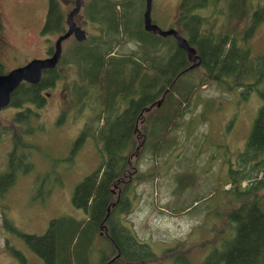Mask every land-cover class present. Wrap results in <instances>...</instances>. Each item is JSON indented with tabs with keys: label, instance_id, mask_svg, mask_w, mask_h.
Masks as SVG:
<instances>
[{
	"label": "rangeland",
	"instance_id": "374dc122",
	"mask_svg": "<svg viewBox=\"0 0 264 264\" xmlns=\"http://www.w3.org/2000/svg\"><path fill=\"white\" fill-rule=\"evenodd\" d=\"M74 1L60 0L64 17ZM90 1L84 0V5ZM182 1L152 0V22L161 29H179L175 20ZM226 1L196 10L205 17L204 31L212 29L220 34L234 22L228 18ZM47 4L46 0H0V62L4 72L47 55V47L54 42L53 35L41 34L40 30ZM137 4H142V0H137ZM249 6L248 16L238 25L236 34L249 25L254 11L263 13L262 21L239 44L248 46L254 55L264 54V0H249ZM83 19V12L75 18L86 34L97 33L90 25L82 24ZM72 45L73 41L66 47L65 57L69 60ZM135 47L131 41L115 47L111 54ZM57 70L55 83L42 91L43 104L30 105L32 111L27 123L18 124L14 120L18 112H26V105L21 108L8 105L0 111V173L8 167V153L15 136L21 135L22 142L31 145L24 152L28 160L25 158L23 170L5 195L0 196V264H46L20 234L42 235L52 219L63 215L77 220L88 218L71 199L76 185L97 169L101 161L102 145L97 137L91 131L84 138L80 136L86 126L101 125L102 121L95 120L101 107L94 93L89 100L85 99L80 110L81 105L72 92L80 79L79 68ZM200 76L203 71L198 68L192 79L198 83ZM235 83L227 79L223 84L229 87ZM241 88L225 90L215 82H203L179 118L178 127L170 133L172 141L167 145L162 143L157 154L145 148L131 158L124 177L132 169L135 174L130 182L126 210L119 214V219L153 253L139 264H179L181 260L203 264L209 253L220 247L221 240L229 238L232 222L226 216L233 207L226 203L233 196L227 192L231 187L227 183L229 167L238 169L239 165L242 168L255 163L247 160L239 164L237 158L243 152L261 103L256 92L246 96ZM152 113L145 117L150 118ZM258 155L264 166V150L255 154ZM184 172L192 174L194 182L180 191L177 176ZM261 177L258 172L250 181ZM247 182L242 181L241 185L245 187ZM237 204L240 202L234 205ZM102 234L100 230L94 237L92 264H98L102 254L111 250Z\"/></svg>",
	"mask_w": 264,
	"mask_h": 264
},
{
	"label": "trees",
	"instance_id": "16d2710c",
	"mask_svg": "<svg viewBox=\"0 0 264 264\" xmlns=\"http://www.w3.org/2000/svg\"><path fill=\"white\" fill-rule=\"evenodd\" d=\"M220 1L183 0L179 6L175 20L179 29H175L195 48L200 57L198 67L190 66L185 51L177 46L172 36L163 37L144 29L145 0L142 4H137V0H91L85 3L82 24L90 25L97 33L87 34L83 41H74L69 51L71 60L78 62L80 70V79L73 85L72 92L81 105L80 110L85 99L97 94L101 108L95 120L102 123L98 128L86 126L80 136L84 138L91 131L90 134L97 137L102 145L99 148L101 161L97 169L76 185L71 199L76 208L87 213V219L63 215L52 219L42 235L20 234L46 264H92L93 241L100 226L104 228L102 235L111 250L102 254L98 264H104L112 257L114 260L108 264H139L153 256L149 245L141 242L119 219V214L126 210L135 170L131 168L127 178L125 172L136 152L138 155L147 148L157 154L162 143L167 145L172 141L170 133L178 127L179 118L203 82H215L225 90L242 87L246 96L256 92L261 101L246 145L237 158L239 164L247 160L255 163L250 167L242 165V168L238 164V169L229 167L227 183L231 187L227 192L233 195L230 202L226 199V203L233 206L226 216L230 224L232 222L229 238H223L220 247L213 249L203 264H264V193H260L264 190V166L263 160H259L260 154L255 156L264 150V54L254 55L248 46L239 44L246 41L262 21L263 13L254 11L249 25L241 34H236L238 25L248 16L249 0H227L228 18L234 22L220 34H215L212 29L204 31L205 17L196 10L208 9ZM62 18L59 6L51 2L41 34H50L54 30L61 32L64 29ZM131 41L136 44L134 49L111 54L115 47ZM65 54L64 62L69 60ZM198 68L203 71V76L197 83L192 74ZM57 69L44 70L38 83L22 82L11 93L9 105L18 108L26 105L27 108L26 112L16 114L14 120L18 124L29 121L30 105L43 104L42 91L55 83ZM2 73L6 72L0 62ZM227 79L236 83L225 87L223 83ZM159 100L161 103L157 106ZM122 105H125L123 109ZM150 106V110H144ZM150 111L152 116L145 117ZM136 120L141 133L134 134ZM13 141L14 146L8 153V167L0 173L1 197L23 170L28 160L24 152L31 147L22 142L21 135L15 136ZM247 152L251 154L247 155ZM258 172L262 177L251 182ZM177 181L181 191L193 184L194 177L184 172L177 176ZM242 181L250 183L243 187ZM114 184L118 186L115 190L120 191L118 200V194L111 192ZM215 190H219V186ZM113 201L116 202L112 206ZM235 202L240 204L234 205ZM3 223H7L5 217ZM179 264L190 262L181 260Z\"/></svg>",
	"mask_w": 264,
	"mask_h": 264
},
{
	"label": "water",
	"instance_id": "95a60500",
	"mask_svg": "<svg viewBox=\"0 0 264 264\" xmlns=\"http://www.w3.org/2000/svg\"><path fill=\"white\" fill-rule=\"evenodd\" d=\"M83 0H76L73 9L68 13L66 17L67 30L58 37L55 43L54 52L45 58H33L22 66L15 67L6 73L0 74V111L7 107L10 103L11 93L22 83L27 82L36 84L41 80L42 72L47 69L55 68L61 55V43L71 35L77 41H83L86 39V31L78 26L74 20V16L79 12ZM151 6L152 0H145V9L143 12V27L146 31L152 32L160 36H172L177 46L183 49L190 62L193 63L191 67H197L200 64V57L196 53L194 47L190 46L187 40L180 35L175 28L161 29L151 18ZM161 100L157 101L159 106ZM151 106L146 110H150ZM114 259H111L113 261ZM108 264V263H107Z\"/></svg>",
	"mask_w": 264,
	"mask_h": 264
},
{
	"label": "flooded vegetation",
	"instance_id": "af4514ba",
	"mask_svg": "<svg viewBox=\"0 0 264 264\" xmlns=\"http://www.w3.org/2000/svg\"><path fill=\"white\" fill-rule=\"evenodd\" d=\"M47 1V10H46V14H47V12H48V8H49V6H50V3L51 2H55L58 6H59V8L61 9V2H60V0H46ZM76 1V0H75ZM75 1H74V5H75ZM74 7V6H73ZM73 7L68 11V13L73 9ZM83 8H84V0H83V4H82V6H81V8H80V10H79V12L74 16V20H75V18H76V16L77 15H79L81 12H82V10H83ZM62 11V10H61ZM63 13V12H62ZM68 13L65 15V17H64V13H63V20H64V29H62V31L61 32H58L57 30H54L53 32H51L50 34L51 35H53V37H54V42L52 43V45H50L49 47H47V55L46 56H44L43 58H45V57H48V56H50L53 52H54V50H55V43H56V40L58 39V37L60 36V35H62L66 30H67V24H66V17H67V15H68ZM46 14H45V18H46ZM44 21H45V19H44ZM44 21H43V24H44ZM75 22H76V24L78 25V26H80L81 28H82V26L81 25H79V23L75 20ZM43 24L41 25V28H40V30L42 31V28H43ZM1 28H2V23H1V13H0V31H1ZM49 34V33H48ZM71 41H75V42H78L75 38H74V36L73 35H71L70 37H68V38H66L65 40H63L62 41V43H61V55H60V58H59V61H58V63L56 64V66H55V68L54 69H56V68H66V67H72V68H78V62H75V61H72V60H67V61H65L64 62V54L66 53L67 54V52H68V50H67V45L69 44V43H71ZM243 43L245 42V41H242ZM197 53V52H196ZM191 64H190V66H192L193 65V63L192 62H190ZM198 67V66H197ZM253 93V92H252ZM248 95V94H247ZM43 101V100H42ZM43 103V102H42ZM148 107H146V108H144V110L145 111H147L146 109H147ZM142 111H140V113H139V115H140V117H142ZM140 122H142V120H140ZM137 124H138V121L136 120L135 121V124H134V127H133V130H132V133H134V134H137V133H139L140 131H139V128H138V126H137ZM135 150L137 151L138 150V147H136L135 146ZM137 155V152L135 153V156ZM120 181V179H118L117 180V182H119ZM118 186H117V184H114V187H113V189L111 190V192L114 194V195H116V194H118L120 191H117V190H115V189H118L117 188ZM116 197H117V199L116 200H118V198H119V194L118 195H116ZM115 202L116 201H113V202H111V205L113 206L114 204H115ZM104 228H103V226H100V230H103ZM102 233V232H101ZM100 233V234H101ZM111 259H114V257H112ZM111 259H109L108 261H106L104 264H107V263H109V262H111Z\"/></svg>",
	"mask_w": 264,
	"mask_h": 264
}]
</instances>
